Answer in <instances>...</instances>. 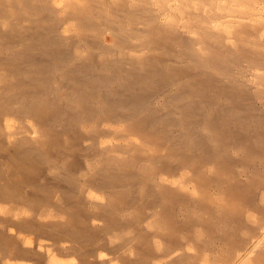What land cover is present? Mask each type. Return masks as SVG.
I'll use <instances>...</instances> for the list:
<instances>
[{
	"label": "bare ground",
	"instance_id": "1",
	"mask_svg": "<svg viewBox=\"0 0 264 264\" xmlns=\"http://www.w3.org/2000/svg\"><path fill=\"white\" fill-rule=\"evenodd\" d=\"M0 264H264V0H0Z\"/></svg>",
	"mask_w": 264,
	"mask_h": 264
},
{
	"label": "rangeland",
	"instance_id": "2",
	"mask_svg": "<svg viewBox=\"0 0 264 264\" xmlns=\"http://www.w3.org/2000/svg\"><path fill=\"white\" fill-rule=\"evenodd\" d=\"M231 14H233V13H231ZM227 21H229V20L228 19H224V20L220 21V23H226ZM108 41H110V40H108ZM110 138L111 137H108L107 139L103 140L106 145L119 144L120 142L122 143V141H117V140L115 141L113 137L111 139ZM110 141H112V142H110Z\"/></svg>",
	"mask_w": 264,
	"mask_h": 264
}]
</instances>
